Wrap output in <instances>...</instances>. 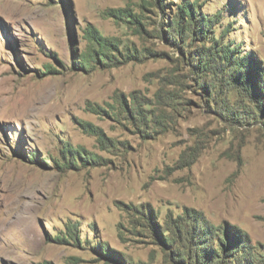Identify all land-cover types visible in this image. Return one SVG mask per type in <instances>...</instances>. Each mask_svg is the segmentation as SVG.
I'll return each mask as SVG.
<instances>
[{
    "label": "rangeland",
    "instance_id": "1",
    "mask_svg": "<svg viewBox=\"0 0 264 264\" xmlns=\"http://www.w3.org/2000/svg\"><path fill=\"white\" fill-rule=\"evenodd\" d=\"M0 222V264H264V0H0Z\"/></svg>",
    "mask_w": 264,
    "mask_h": 264
},
{
    "label": "bare ground",
    "instance_id": "2",
    "mask_svg": "<svg viewBox=\"0 0 264 264\" xmlns=\"http://www.w3.org/2000/svg\"><path fill=\"white\" fill-rule=\"evenodd\" d=\"M14 204H22L23 203V201H22V199L21 198H19V197H16L15 199H14ZM3 222H0V231L2 230V226H3ZM34 228V227H33ZM34 230V229H33ZM37 235V234H36ZM37 241V240H36ZM38 245H40V243L38 244ZM41 246V245H40Z\"/></svg>",
    "mask_w": 264,
    "mask_h": 264
}]
</instances>
